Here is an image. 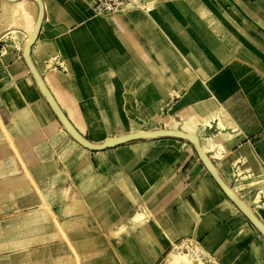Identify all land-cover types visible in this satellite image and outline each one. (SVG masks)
<instances>
[{
    "label": "crops",
    "instance_id": "obj_1",
    "mask_svg": "<svg viewBox=\"0 0 264 264\" xmlns=\"http://www.w3.org/2000/svg\"><path fill=\"white\" fill-rule=\"evenodd\" d=\"M140 1L97 16L42 0L33 65L89 143L217 138L214 169L264 224V0ZM38 17L34 0H0V264H158L186 239L222 264H264L263 234L186 139L91 151L71 136L24 59Z\"/></svg>",
    "mask_w": 264,
    "mask_h": 264
},
{
    "label": "water",
    "instance_id": "obj_2",
    "mask_svg": "<svg viewBox=\"0 0 264 264\" xmlns=\"http://www.w3.org/2000/svg\"><path fill=\"white\" fill-rule=\"evenodd\" d=\"M11 2H17L20 0H9ZM39 6V17L35 26V29L33 33L29 37V41L24 49V59L29 68L32 71V74L34 75V78L36 82L41 86L42 92L44 93L47 101L51 105L53 111L55 112L58 119L61 121V123L68 129L71 136L82 146L85 148L91 150V151H104L106 149L114 148L119 145L127 144L130 142H133L135 140L145 138L147 136H154V137H180L186 139L188 142H190L193 146L197 154L199 155L202 163L206 167V169L209 171L211 176L214 178L218 186L222 189V191L230 198V200L236 205V207L249 219V221L259 229V231L264 236V224L259 220V218L254 215L249 208L237 197V195L234 193V191L230 188V186L220 177V175L216 172L214 169V166L212 165L210 159L208 158L206 152L204 151L200 138L191 133H186L184 131L180 130H156V131H141L138 133L130 134L124 137H117V138H111L105 141L103 144L95 145L92 143H89L86 141L74 128V126L71 124V122L67 119L66 115L62 112L58 104L56 103L54 97L51 95L50 91L46 87L42 77L38 73L37 69L33 65L30 57L31 48L34 45L37 36L40 32L45 13H44V4L42 0H34Z\"/></svg>",
    "mask_w": 264,
    "mask_h": 264
},
{
    "label": "built area",
    "instance_id": "obj_3",
    "mask_svg": "<svg viewBox=\"0 0 264 264\" xmlns=\"http://www.w3.org/2000/svg\"><path fill=\"white\" fill-rule=\"evenodd\" d=\"M93 13L97 16H111L131 11L137 8H146L147 5L135 0H85ZM148 9V8H147ZM240 174V173H238ZM185 240V239H184ZM181 242V241H180ZM189 250L185 261L179 264H222L210 254L206 253L200 243H195L192 239H186ZM179 243V242H178ZM174 246L172 245L171 249ZM158 264H169L168 254Z\"/></svg>",
    "mask_w": 264,
    "mask_h": 264
},
{
    "label": "bare ground",
    "instance_id": "obj_4",
    "mask_svg": "<svg viewBox=\"0 0 264 264\" xmlns=\"http://www.w3.org/2000/svg\"><path fill=\"white\" fill-rule=\"evenodd\" d=\"M135 2H138L140 3L141 1L140 0H135ZM150 10V9H149ZM22 13H24V11H21ZM21 13V14H22ZM19 14V16L21 15ZM26 14V12L24 13ZM18 15V14H16ZM23 15V14H22ZM21 15V16H22ZM6 16V15H5ZM25 16V15H24ZM10 17V16H9ZM154 114V113H153ZM162 117L161 115H158L156 118H155V123H157L158 120H161ZM206 124L210 127L211 126V123L209 121L206 122ZM181 131V130H180ZM155 137L154 136H147L145 137V139L147 140H151V139H154ZM201 142V141H200ZM220 145V142L217 138H213L209 141L208 145L204 146L203 149L205 152L209 151V150H213L216 146ZM140 219L143 220L145 219V217H142L140 216ZM174 248L170 250V252L168 253V263L169 264H179L183 261H185L186 259V256H187V252L189 250V247L188 245L186 246L184 244V242H181V243H178V244H174L173 245Z\"/></svg>",
    "mask_w": 264,
    "mask_h": 264
},
{
    "label": "rangeland",
    "instance_id": "obj_5",
    "mask_svg": "<svg viewBox=\"0 0 264 264\" xmlns=\"http://www.w3.org/2000/svg\"><path fill=\"white\" fill-rule=\"evenodd\" d=\"M142 3V2H141ZM137 9H141V8H137ZM145 10H147V9H145ZM124 13H126V12H124ZM120 14H122V13H120ZM120 14H117V15H111V16H118V15H120ZM161 117H164L163 115H161ZM172 120H173V118H171V117H166L165 118V120H163V119H161V120H158L157 121V123H156V125L157 126H159V125H161V126H163V127H172L173 126V122H172ZM206 121H208V120H206ZM134 217H135V215L131 218V220H130V224H138V223H142V220H140V219H135L134 220ZM145 217V216H144ZM184 240V239H183ZM192 241L193 242H195V243H198V241L197 240H194V239H192ZM180 242V241H179ZM182 242H184V244L187 246V242L186 241H182ZM178 244V243H177Z\"/></svg>",
    "mask_w": 264,
    "mask_h": 264
}]
</instances>
